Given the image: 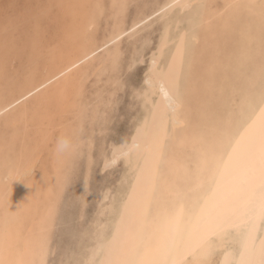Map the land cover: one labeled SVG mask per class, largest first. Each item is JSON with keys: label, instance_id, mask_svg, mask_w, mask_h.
<instances>
[{"label": "bare ground", "instance_id": "1", "mask_svg": "<svg viewBox=\"0 0 264 264\" xmlns=\"http://www.w3.org/2000/svg\"><path fill=\"white\" fill-rule=\"evenodd\" d=\"M131 1L0 0V264H264V0H155L128 18ZM142 62L128 134L108 140ZM81 158L79 217L95 163L123 169L55 262Z\"/></svg>", "mask_w": 264, "mask_h": 264}, {"label": "rangeland", "instance_id": "2", "mask_svg": "<svg viewBox=\"0 0 264 264\" xmlns=\"http://www.w3.org/2000/svg\"><path fill=\"white\" fill-rule=\"evenodd\" d=\"M154 1L155 0H143V1L142 0H132L131 1L132 3L129 4V7L126 12L127 17L128 18L133 17L138 11L145 8L144 5L147 4L146 7H148L150 6V2L153 3ZM156 33L157 32H154L153 35H156ZM144 66H145V63L142 62V63L135 65L130 70L127 69V71H124L123 73L124 75L123 79H124L125 85L119 92V103L115 110L116 116L111 124V129L107 136L108 140L119 141V140L124 139L128 134L129 128L131 126L130 124L131 123V120H130L131 113H132L131 110L135 111L134 110L135 105L132 102L130 103V91H131L130 85L137 83L140 80ZM130 106H133L134 108L133 107L131 108ZM99 136L100 135H98V137ZM97 140L99 141H97L96 143L94 152L96 151L95 154L99 156V150L101 148L100 147L101 145L100 137ZM84 161H85L84 158H81L79 160L75 168V171L72 174L64 190L63 194L65 198L62 196L63 198H61L59 202L56 220H55V224L52 230V240H53L52 245H54L56 249H54L53 254L51 255V259L55 262H59L60 259L64 260L70 254L73 257L74 252H76L80 246V243H81L80 241L82 240V237L85 236L84 230L87 228L90 218L95 214L94 209L96 207V203L98 200L97 197L100 195V193L102 192V189L105 186L114 185L113 183L116 182L117 177L120 175L123 169V164L118 163L119 165H116L115 167L102 172V171H99V168H97L98 163L97 162L95 163L94 169L91 172V178H90V186H91L92 191L91 193H89L87 197L88 198V201L86 202L87 204L86 203L84 204L86 205V207L84 206L85 214H83L82 217H79L81 216V214L79 213V209L81 207V201L80 199L76 197L80 198L79 190L81 187L80 185L82 184L83 174L85 170ZM78 168L80 169V171ZM82 228L84 229L82 230ZM66 249H68L67 252H66ZM68 252L70 254H67ZM61 256H63L64 258Z\"/></svg>", "mask_w": 264, "mask_h": 264}]
</instances>
